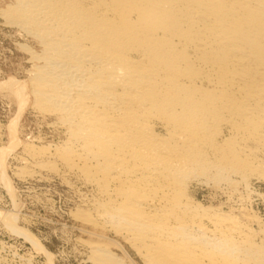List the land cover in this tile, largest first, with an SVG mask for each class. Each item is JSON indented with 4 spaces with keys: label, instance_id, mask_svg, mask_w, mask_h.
<instances>
[{
    "label": "bare ground",
    "instance_id": "obj_1",
    "mask_svg": "<svg viewBox=\"0 0 264 264\" xmlns=\"http://www.w3.org/2000/svg\"><path fill=\"white\" fill-rule=\"evenodd\" d=\"M0 18L36 44L21 45L29 82L6 87L54 116L67 137L50 154L95 189L80 220L145 264H264V219L195 197L264 181V0H10ZM88 246L94 264H126Z\"/></svg>",
    "mask_w": 264,
    "mask_h": 264
},
{
    "label": "rangeland",
    "instance_id": "obj_2",
    "mask_svg": "<svg viewBox=\"0 0 264 264\" xmlns=\"http://www.w3.org/2000/svg\"><path fill=\"white\" fill-rule=\"evenodd\" d=\"M9 1L0 0V6H7ZM29 39L0 18V264H94L88 246L91 241L109 243L126 264H145L121 235L80 220L78 211L91 210L96 193L92 185L50 154L64 145L66 131L55 125L54 116L32 106L28 90L24 91L28 102L22 111L18 86L6 87L13 79L29 82L32 62L21 47L36 45ZM30 144L50 147L51 151L34 156L27 149ZM263 195L264 181L256 179L251 180L250 188L241 186L235 198L217 195L204 185L195 190V197L204 205L212 204L223 211L242 207L262 219ZM7 214H12L17 227L27 230L41 246L11 230L5 223Z\"/></svg>",
    "mask_w": 264,
    "mask_h": 264
}]
</instances>
